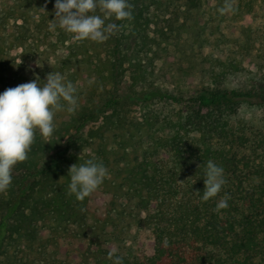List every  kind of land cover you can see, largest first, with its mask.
Masks as SVG:
<instances>
[{
	"label": "trees",
	"instance_id": "16d2710c",
	"mask_svg": "<svg viewBox=\"0 0 264 264\" xmlns=\"http://www.w3.org/2000/svg\"><path fill=\"white\" fill-rule=\"evenodd\" d=\"M26 1H30V7L39 3L23 0L21 9ZM205 1L128 0L133 6V19L116 21L120 27L114 33L112 57L103 74L109 85L99 97L102 100L90 99L91 106H78L74 119L66 125L69 127L54 133L62 141L58 140V146L55 141L50 161L40 168L35 158L47 152L37 131L38 142L31 146L28 159L14 167L10 188L0 193V264L2 255L10 249L14 250L17 262L25 264L29 262L25 257L28 253L56 246L64 239L86 242L80 264H113L109 252L122 257L123 264H264V131L233 120L242 106L264 107V79H252L246 90L223 87L226 74L242 70L245 54L248 59L252 56V35L245 32L241 38L226 36L221 28L224 15L219 11L225 0H217L209 7L218 16L211 34L228 51L223 60L212 62L208 58V82L180 93L176 85L163 88L148 83L151 71L143 69V61L147 62L146 56L154 53V46L161 49L188 27L186 22L178 28L159 23L178 21L181 12L188 14L189 10L204 6ZM263 3L264 0H238L233 4L232 18L239 21ZM39 5V15L53 20L55 0H42ZM18 10L9 3L0 7V41L11 36L16 26L24 29L9 47L0 42V93L35 79L24 70L12 68L15 57L22 58V52L14 53L21 50L24 54L36 38L34 33L39 32L33 22L29 26L30 21H22L24 28L19 25L13 15L24 11ZM11 18L16 21L12 31L8 25ZM206 26L208 23L199 27L200 36L208 29ZM55 27L60 37L55 35L57 40L53 42L45 36V51L50 52L49 60L52 56L56 61L63 58L60 62L68 68L73 60L78 61V55L72 53L69 40L65 39L66 31ZM245 29L250 31L253 27L247 25ZM133 38L134 44H130ZM258 44L264 47V36ZM60 45L57 53L54 49ZM132 45L135 48L128 51L126 48ZM138 47L140 50H136ZM127 62H133L136 77H130ZM127 78H133L127 92H119L120 84ZM141 80L148 86L138 90L135 87ZM127 103L141 107L142 122L128 116L124 107ZM160 103L172 107L171 116V111L166 115L149 109ZM91 123L98 125L86 131ZM130 124L134 130L121 134ZM139 148L143 150L142 156L137 155ZM129 152L136 154L134 159H129ZM88 159L102 162L109 174L116 165L119 170L115 177L122 172L125 175L120 181L107 177L101 186L109 189L99 188L81 203L67 194L68 170ZM208 160L223 168L226 184L217 197L205 202L203 176ZM111 188L114 191H109ZM226 193L231 197L229 207L214 212L216 203ZM90 215L94 221L88 225ZM133 224L142 226L148 235L136 240L130 256L124 253L122 245L111 251L108 244L121 242L127 227ZM43 230L46 238L39 237ZM165 238L167 246L163 243ZM46 264L73 263L54 257Z\"/></svg>",
	"mask_w": 264,
	"mask_h": 264
},
{
	"label": "rangeland",
	"instance_id": "374dc122",
	"mask_svg": "<svg viewBox=\"0 0 264 264\" xmlns=\"http://www.w3.org/2000/svg\"><path fill=\"white\" fill-rule=\"evenodd\" d=\"M35 1L37 2V0ZM38 1L42 4V0ZM21 2H23V0H0V7H4L5 3H9L14 6L16 5V8L20 9L18 10V12L24 11L22 12V14L15 13L13 15L14 19L19 22V25L24 28L22 21H30L28 24L29 26L30 23L33 22L32 25L38 27L39 32L34 33V36L36 38H34L31 42L34 43V45L30 43V47H28L26 50L24 49V54L21 50H17L14 53L17 54L22 52V58L16 56L15 63L12 64V68H19L21 69V71L24 70L30 78H36L38 76L41 82L45 81L47 74L53 71L60 72L65 77L66 82L71 81L76 85L79 108L82 103L86 104L87 106H91L90 99H93L94 101L95 99L97 101H101L102 98L99 97L103 93L104 87L109 85L107 80L103 77V74H105L106 70H108V62L110 60L109 58L112 57V48L115 44L114 34L109 35V38L105 42L97 43L91 40H84L79 42L74 41L73 34L66 32L65 39L67 38L69 40L71 50L73 51L72 53H77V60L80 63L78 64L76 63L78 61L73 60L70 64H68V68H64V66H62V63L60 62V60L63 58L59 57V60L56 61V58L51 55V60H49L50 52L45 51L46 43H48L45 41V36H47L49 40L53 42L57 40L56 36L60 37L57 30H55L56 27H53V21L48 19V15L44 18L39 15L40 5L38 2V4H33V6L30 7V1H26V4L24 7H22V9L20 8ZM232 2L234 5H236L238 0H232ZM207 3L208 0L204 2V6L189 10L188 14H185V12H181L178 21L172 19L166 23H159L160 25H165L166 27L169 24L172 27L178 28L181 23L186 22L188 27L183 30L181 29V35L175 36L173 39H171L170 43H165L163 46H161V49L154 46V53L146 56L147 62L143 61V69H146L147 67V69L151 71V75L148 76L147 79L148 83H153L163 88L176 85L177 89L181 93L184 90L189 91L195 88V86H200L201 82H208V70H206L209 69L207 65L210 64L208 58L210 57L212 62L217 59L223 60L228 49H222V46L219 45L218 40L215 39V37L211 34V31H214L213 25L216 23L218 16L214 11L210 10L209 7L217 4V0H210L209 4ZM170 11H173V8H171ZM96 14L101 13L97 12ZM219 15L221 14L219 13ZM223 15L224 17L221 28L226 36H236V38H241L244 36L243 33L245 32L246 34L252 35V38L250 39V43L253 46L252 56L250 57V59H248L246 58L247 54H245L242 70L229 72L228 74H226V80L223 82L224 88L246 90L251 86L252 79L261 77H263L264 79V52L262 51L264 47L258 44V39L260 40L264 36V3L262 5L258 4L255 7V10L250 15H244L243 19L239 21H236L232 18L233 15L231 11H226L225 13H223ZM52 18L55 19L54 10ZM14 19L11 18L8 20L10 31H12V27H15L13 25H16V21ZM110 23H116L115 17L105 20V25ZM206 23H208V26H206L208 27V29L206 28L207 30H204L205 32L203 36H200L199 27L203 26ZM159 24L157 23V25ZM247 25H251L253 29L247 31V29H245ZM2 27L3 26H0V29ZM57 27H59L58 24ZM156 28L157 26H155V29ZM21 31L24 32V29H21L20 27L18 29L16 26L15 31L11 32V36L2 37V41H0L1 44L5 47H9V45L11 43H14L13 41L21 35ZM41 41H43L44 43H42ZM134 41L135 38H133L129 42L130 44H134ZM133 48H135V46L132 45L126 49L130 51ZM60 49L61 45L57 46L54 51H57V53H59ZM136 50H140V47H138ZM242 52L245 53V50H242ZM259 53H261L262 55L259 56ZM131 55H133V52H130V56ZM140 59H144L143 53H140ZM20 60L22 61V63L16 65L20 62ZM37 60H40V62L43 63L44 67L42 69L36 67ZM130 63L131 64L127 62L126 64V67L130 68V77H136L138 74V72L136 71V67L133 66V62ZM215 66L217 70L218 65L216 63ZM191 71L193 72L192 74H190ZM89 81H91L92 83H89ZM132 81L133 78H127L123 83H121L119 86V92H127L128 85L130 82L132 83ZM147 86L148 85H146V83L141 80L135 88L138 90H143ZM124 107H127L126 110L128 116L133 119H137L139 122L143 121V110L139 105L127 103ZM184 108L185 106L183 105L182 109ZM149 109L157 110V113L162 112L168 115V112L171 111L172 107L168 104L160 103L158 105L150 106ZM171 114L172 111L169 116H171ZM75 115L76 111L74 113H69L67 112L66 107L65 110L57 112L54 117V133L56 131L62 133V131H64V128H68L69 126H66L67 123L74 119ZM233 120L234 123L241 121L242 123L254 129L264 131V107L242 106L239 109L237 116H235ZM97 125L98 123L96 125L94 123L89 124L86 128V131L97 127ZM126 128L127 129L125 130L122 129L121 134L125 132L127 134L129 130H134L131 124ZM54 133L51 137L44 138L38 131V139H41L43 145L44 143L46 144L47 152L44 154L39 153L36 156L35 160L37 161V165L39 168L42 167V165H47L50 161V153L52 151L51 149L56 143L55 141H57V146L60 145V142H58V140L62 141L61 136H56V134ZM136 133L139 134L138 131H136ZM65 135L67 134L65 133ZM56 137H58L57 140ZM37 142L38 141H36L35 143ZM109 144L112 146L113 142ZM93 148H96V144L93 145ZM127 155L129 156V159H134V157L136 156V154L133 152H129L127 153ZM137 155H143V150H141V148H139V152ZM114 157L118 158L120 157V155H114ZM114 157H111L112 160ZM120 165L124 166L123 163ZM117 170L119 169L115 165L113 167V173L109 174L108 179H116V181H120L125 173L122 172L119 177H115L117 174ZM100 189V191H105L109 189V187L107 188V186H100ZM109 191H114V189L111 188V190ZM93 217L92 215H90V223L88 225L92 224V222L94 221L92 220L94 219ZM141 217L143 218V213L141 214ZM118 223H121V221H119ZM127 228L129 229H127L123 234L121 242H118V244L115 242H111L108 244V248L111 251H114L117 250L116 247L122 245L121 247H123L124 253L130 256L131 252H133L134 250L136 240H143V237L145 238L148 235V232L146 229H143L142 226L134 227V224L132 226H128ZM39 237L46 238L47 233L43 230V232L39 233ZM85 246V241L80 242L76 239L59 240L56 246H45L42 248V250H38L35 254L28 253L27 255H25V257L28 258L26 260L29 261L25 264H46L52 262L54 257H58L59 259L65 258L73 264H80L82 261L81 253L83 252V247ZM13 253L14 250L10 249L7 254H3L1 258V260L3 261L2 264H24L18 263ZM20 255L22 254L20 253Z\"/></svg>",
	"mask_w": 264,
	"mask_h": 264
},
{
	"label": "clouds",
	"instance_id": "9594fccd",
	"mask_svg": "<svg viewBox=\"0 0 264 264\" xmlns=\"http://www.w3.org/2000/svg\"><path fill=\"white\" fill-rule=\"evenodd\" d=\"M132 8L128 0H55L53 27L58 24L61 29L73 34L77 42L91 40L102 43L120 27L117 23L105 25V20L112 17L116 21L131 20ZM41 10L45 11L44 8ZM219 11L221 14L234 11L232 0H225ZM21 63L20 60L16 65ZM36 67L42 69L44 65L37 60ZM65 107L69 113L77 110V87L71 81L66 82L65 77L57 71L47 74L44 82L37 76L32 81L0 93V193L10 188L14 167L28 159L37 131L44 138L51 137L55 130L54 117ZM68 176L70 183L67 194L75 196L82 203L100 188L109 172L102 162L88 159L84 163L71 165ZM203 178L202 199L206 202L219 195L226 179L223 168L212 160L206 162ZM230 198L226 193L213 211L219 213L228 208ZM163 243L167 246V238ZM108 256L113 264H123V258L116 253L109 252Z\"/></svg>",
	"mask_w": 264,
	"mask_h": 264
}]
</instances>
